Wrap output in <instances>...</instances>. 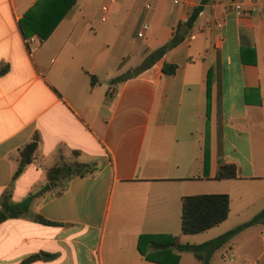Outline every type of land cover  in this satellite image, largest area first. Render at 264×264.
Wrapping results in <instances>:
<instances>
[{"label": "crops", "instance_id": "0c3cea01", "mask_svg": "<svg viewBox=\"0 0 264 264\" xmlns=\"http://www.w3.org/2000/svg\"><path fill=\"white\" fill-rule=\"evenodd\" d=\"M66 2L0 0V198L37 191L60 156L95 168L69 178L60 193L50 186L28 211L0 222V264L40 251L54 256L26 264H161L140 252V233L199 243L230 227V216L235 226L261 209L264 0H244L249 13L240 16L230 0H208L191 23L200 0H74L48 34L34 31V19L49 25ZM20 20L32 30L24 34ZM176 29L182 39L139 68ZM32 34L43 40L27 44ZM164 62L175 63V71L164 73ZM35 131L36 156L12 178L17 149ZM220 162L234 163L236 175L216 178ZM249 187L259 191L253 206ZM200 192L228 193V215L183 233L181 197ZM257 224L260 238L248 260L264 264V223ZM144 247L167 263L172 252L177 264L202 261L175 243ZM216 249L209 264H230L212 259Z\"/></svg>", "mask_w": 264, "mask_h": 264}, {"label": "trees", "instance_id": "16d2710c", "mask_svg": "<svg viewBox=\"0 0 264 264\" xmlns=\"http://www.w3.org/2000/svg\"><path fill=\"white\" fill-rule=\"evenodd\" d=\"M208 0H200L196 4L192 11L190 12L186 23H191L198 15L200 10L203 8V4ZM74 0H67L66 5L61 12L57 14L55 19L49 24L44 25L41 18L34 19L30 25L33 26L35 32H38L40 35L45 36L50 32L57 20L62 16L66 8H68ZM24 17H29V12L23 15ZM23 19V18H22ZM39 25L40 27H37ZM20 27L25 34L28 31L23 24V20H20ZM184 34H181L176 30L172 33V36L161 45L151 49L143 58L139 64V68L151 64L157 58L162 56L166 50L174 46L179 42ZM175 63L164 62L162 65V71L166 74L173 73L176 68ZM5 69H2L4 71ZM93 78V75H91ZM38 132L35 131L31 138L23 143L17 149L16 153V168L14 170L12 178L18 175L25 166L31 162L37 152L38 146ZM76 152V151H74ZM209 158L207 139L205 141L204 148V163L207 164ZM94 165L90 162L80 161L73 159L70 161H56L53 164L47 166L46 168V178L47 182L44 183L37 191L30 192L20 200L14 201L10 198V193H4L2 198H0V222L7 217L18 216L29 210L30 203L33 197L36 194L43 192L48 189L50 186H57L55 193H60L64 188L67 180L74 175L78 174H87L94 170ZM236 175V166L234 163L220 162L215 177L224 178V177H234ZM229 194L226 192H200V193H191L184 194L181 197V215H180V228L183 233H196L203 231L219 222L224 220L228 215L229 210ZM38 220L45 223H55L49 219L44 218L42 215H37ZM255 222L264 223V206L259 209L255 214H253L249 219L221 232L220 234L213 236L207 240H204L199 243H177L175 240V235L172 236L170 241L161 242L155 239L156 234L154 233H140L138 236V249L140 252L147 258L156 259L161 264H177L179 254L172 252L168 259L169 263L165 260L158 259L154 256L153 253L147 251L144 247L145 243L152 244L156 247L167 246L168 244L175 243L180 250H190L194 255L202 259L203 264H208L209 258L212 252L225 243L233 234ZM53 253L40 251L32 253L25 258H23L18 264H26L31 260H34L39 257L52 258Z\"/></svg>", "mask_w": 264, "mask_h": 264}, {"label": "rangeland", "instance_id": "374dc122", "mask_svg": "<svg viewBox=\"0 0 264 264\" xmlns=\"http://www.w3.org/2000/svg\"><path fill=\"white\" fill-rule=\"evenodd\" d=\"M144 1H146V0H142V2H144ZM100 13L101 14H105V13H102V12H100ZM144 20L148 23V18L147 17L144 18ZM144 20H142V21H144ZM70 160L71 159H69V158H64V156H60L59 159H58V161H60V162L70 161ZM248 190H250V191H248ZM248 190H245V195L248 196L247 201H250V206H253L254 205V203H253V199L254 198H252V197H254V195H258L259 191H258V189L254 188V187H249ZM256 201L258 202L257 199H256ZM244 216H246V215L242 214L240 218H243ZM231 219L232 218L230 216V218H228L224 222V224H228V225L230 224L229 225L230 227H228V228H231V227L234 226V225H232L234 222H232ZM233 221H234V219H233ZM257 223L258 222H255L251 226H247V227L245 226L244 229L242 228V231L236 232L235 234H233L232 235L233 237L231 238L232 240L229 241L230 244L227 242L223 246L217 248L216 251L213 254V258L212 259H214V260L216 259V261H218V262H222V261H225L226 263L229 262L230 264H235V262L229 261L228 258L230 256H235L239 260L243 259V258L244 259H250L248 257L249 256V252L254 250V248H256V246H255L256 241L259 240V238H260L259 236H257V235H260V231L257 228V227H260V226H257V225H259ZM228 228H226V229H228ZM263 232H264V229H263ZM242 243H244L245 246H243ZM228 245H230V247ZM237 245L239 246L238 248H236ZM177 248H178V246H177ZM178 250H180V249L178 248ZM239 257H241V258H239ZM214 260L211 263H213ZM200 263L203 264L202 261ZM208 264H209V261H208Z\"/></svg>", "mask_w": 264, "mask_h": 264}, {"label": "built area", "instance_id": "2783aa9c", "mask_svg": "<svg viewBox=\"0 0 264 264\" xmlns=\"http://www.w3.org/2000/svg\"><path fill=\"white\" fill-rule=\"evenodd\" d=\"M177 1V0H174ZM150 4L147 3L146 7H149ZM230 7L234 11V13L238 16L242 15L243 13H249L248 9L244 8V0H230ZM103 10L106 9L105 5L102 6ZM148 27V23L144 20L142 21L140 28L137 32L139 36H142L144 34L145 29ZM194 36V34H192ZM43 40V37L37 36L35 34L29 35L28 37L25 38L26 43L30 42H35V41H41ZM235 256H230L228 259L229 261H235ZM240 262V261H239ZM241 264H255L254 262L248 260V259H243L241 260Z\"/></svg>", "mask_w": 264, "mask_h": 264}, {"label": "water", "instance_id": "95a60500", "mask_svg": "<svg viewBox=\"0 0 264 264\" xmlns=\"http://www.w3.org/2000/svg\"><path fill=\"white\" fill-rule=\"evenodd\" d=\"M180 33H183V31L181 29L178 30Z\"/></svg>", "mask_w": 264, "mask_h": 264}]
</instances>
